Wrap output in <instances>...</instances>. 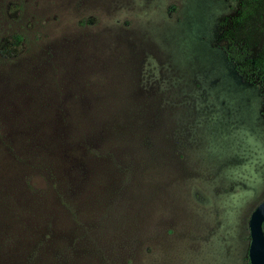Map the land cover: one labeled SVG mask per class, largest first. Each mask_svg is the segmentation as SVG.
Returning a JSON list of instances; mask_svg holds the SVG:
<instances>
[{"label":"rangeland","instance_id":"374dc122","mask_svg":"<svg viewBox=\"0 0 264 264\" xmlns=\"http://www.w3.org/2000/svg\"><path fill=\"white\" fill-rule=\"evenodd\" d=\"M232 43L264 57V0H0V264H250Z\"/></svg>","mask_w":264,"mask_h":264},{"label":"trees","instance_id":"16d2710c","mask_svg":"<svg viewBox=\"0 0 264 264\" xmlns=\"http://www.w3.org/2000/svg\"><path fill=\"white\" fill-rule=\"evenodd\" d=\"M250 4L244 3L242 14L247 12ZM16 39L20 40V36L16 35ZM227 57L235 63V68L246 80H258L261 85V96L264 101V57H252L246 47H239L235 44H230L225 48ZM264 230V223H263Z\"/></svg>","mask_w":264,"mask_h":264},{"label":"water","instance_id":"95a60500","mask_svg":"<svg viewBox=\"0 0 264 264\" xmlns=\"http://www.w3.org/2000/svg\"><path fill=\"white\" fill-rule=\"evenodd\" d=\"M264 198L252 210L248 226L250 243L248 258L250 264H264Z\"/></svg>","mask_w":264,"mask_h":264}]
</instances>
